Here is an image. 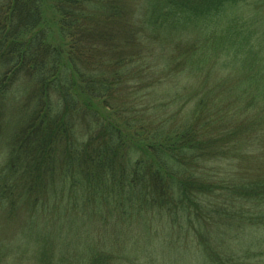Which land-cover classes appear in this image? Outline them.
<instances>
[{
    "label": "trees",
    "instance_id": "1",
    "mask_svg": "<svg viewBox=\"0 0 264 264\" xmlns=\"http://www.w3.org/2000/svg\"><path fill=\"white\" fill-rule=\"evenodd\" d=\"M254 232L264 0H0V264H264Z\"/></svg>",
    "mask_w": 264,
    "mask_h": 264
},
{
    "label": "rangeland",
    "instance_id": "2",
    "mask_svg": "<svg viewBox=\"0 0 264 264\" xmlns=\"http://www.w3.org/2000/svg\"><path fill=\"white\" fill-rule=\"evenodd\" d=\"M242 8V7H241ZM243 9V8H242ZM237 15L241 14L242 10H240L239 8H237ZM241 11V12H240ZM264 236V233L260 232L257 235H255L254 233H243L242 237L236 238V242H240V240H242V242L244 243H251L253 240L257 241L262 238ZM158 250L160 252V256H161V261L164 264H188L189 260H191V258H189L190 254L187 255V253H183V252H179V253H174L170 247H168V244L166 243H160L158 246ZM262 249L257 248L254 249V252L257 255V260H260V253H261ZM193 260V259H192ZM256 263H258V261H256Z\"/></svg>",
    "mask_w": 264,
    "mask_h": 264
}]
</instances>
